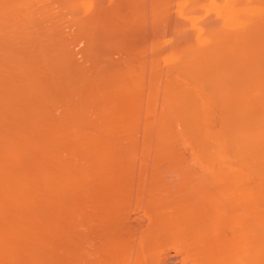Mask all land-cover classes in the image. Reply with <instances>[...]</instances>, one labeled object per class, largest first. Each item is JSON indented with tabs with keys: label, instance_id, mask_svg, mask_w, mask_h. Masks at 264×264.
Wrapping results in <instances>:
<instances>
[{
	"label": "bare ground",
	"instance_id": "6f19581e",
	"mask_svg": "<svg viewBox=\"0 0 264 264\" xmlns=\"http://www.w3.org/2000/svg\"><path fill=\"white\" fill-rule=\"evenodd\" d=\"M41 1L44 0H38V3L33 4L34 0H0V264H65L62 252L63 239L66 228H69L72 223L69 212L76 208L74 201L76 193L83 187L85 170L83 166H89L94 174L96 173L105 180L101 192L111 193L118 189V184L113 179L119 176L120 169L135 160L134 156L117 150L111 145L112 143L107 142H135L134 133L129 136L128 132L132 130V119L139 109H136L137 106H135L134 110L123 104L121 99L125 97L124 92L118 88L116 90L110 88L112 85H116L118 80L109 78L106 71H96V69L89 71L83 65H70L61 60V56L62 59H65L62 53L63 43L57 39L56 33L50 34L44 28L43 31L41 29L40 31L33 26L35 20H33V12L38 13L39 11L37 9L34 11V8L39 5L38 9L41 10L40 7L43 5ZM212 1H214L213 5L217 6L216 1ZM226 1L224 5L222 2L220 3V7H222L221 4L223 5L221 9L224 11H218L219 8L216 11L218 14L224 12L221 16L223 19L225 17V20H229L227 25H231L233 21H230L232 20L230 17L240 7H235L234 4L239 0H236L235 3L230 2L233 0ZM228 1L231 5L233 4L232 7L227 4ZM201 2L195 4L198 6H195L198 11L205 9V4ZM109 5L107 4L105 7L113 10L115 4ZM250 6L247 4L249 10L245 9L252 10ZM106 8L104 9L106 10ZM254 8V12H256L257 7ZM195 12L187 13V19L193 23L198 22L194 16ZM221 16L220 18H222ZM217 21L221 23L222 19ZM253 22L255 21L253 20ZM212 23L210 22L209 25ZM197 24H201V22ZM223 24H226L225 21H222L221 25ZM243 24L241 23V25ZM183 27L188 26L183 25ZM202 27L200 28L202 29ZM221 27L220 29L224 28ZM226 27L221 30V35L218 34L219 37L217 34L212 36L215 37L214 41L217 44L214 43L215 46L212 44L214 41L208 46L196 42L195 45L179 46L169 54V59L171 58L173 63L169 67L170 72L167 73L170 74L169 78L165 77L166 81L164 80V93L160 108L154 103L156 105L147 109L146 112L153 115L158 113L161 118L163 129L157 135L158 142H163L166 147L171 142H187L190 145L193 155L181 153L174 155V158H189L200 163L202 167H209L221 172L224 182L232 187L233 197L231 200L233 202L229 203L228 207H226L227 204L225 206L215 202V197L212 199L215 190L210 192L211 188H208L209 191L208 189V192L205 191V196L202 193L203 200H206L205 204L209 202L207 213H204L206 212L204 211L205 204L202 205L204 207L203 215L208 214L209 218L204 220L208 217L204 216L203 219L201 218L203 220L201 223L198 221L199 215L202 214L201 211L200 214H195L198 220L191 213L190 216L196 221L189 219L190 216L184 214L187 210L182 213H180L182 210L178 211L180 216L185 215L183 217H186V222L193 220L189 223L190 225L187 224L189 229L187 226L186 228L194 232L195 237L191 235L195 238L194 242V238H189L192 239L191 243L197 244L194 248L197 254L200 252L201 257V252H204L206 257L202 256V258H205L204 263L208 264L210 261H212L211 264H264V139H261L264 135V127H262L264 122L260 124L262 128H259V124L255 128L254 124L259 120L254 118L252 120L256 122L251 121L250 123L254 127L253 129L246 126V123L243 126L241 118L242 121L244 120L243 122H247V116L246 120L242 116L245 113L249 114L244 109L248 105L247 108L250 107L246 101L247 99L250 101V99L247 97L245 100L243 99L245 96H242L240 101H246L245 104L239 102L240 96L237 98H231L232 95L225 97L227 92H224V86L225 90L229 88L228 84L231 85L230 87L233 84V90L236 84L238 86V75L237 79H233L232 76L236 75L234 72H237L238 64L241 62L240 60L238 63L235 62L238 58L233 59L235 54L238 57L237 53L240 49L237 50V53L235 50L232 55L229 54L230 46L228 54L233 58L228 56L229 60L227 61L228 54L225 52L227 53L228 49L226 50V47L223 46H227V44L221 41H230L228 45L234 44L233 47H235L236 44L235 48L238 49L237 41L240 31L237 32L238 27L237 29H227L225 32ZM213 28L215 29V27ZM232 31L238 39L235 42L231 41L235 37L230 35ZM213 33L215 32L211 34ZM193 37L191 38L194 39ZM212 37L211 39H213ZM247 49H249L248 46ZM222 58H224L223 61ZM261 58H264V55ZM169 59L168 61L171 60ZM230 60L231 62L235 60L234 64L236 66L237 63V70L235 66H232L235 71L232 69ZM223 62L227 63V67ZM222 65H225V69L221 68ZM108 68L107 70L110 69ZM229 68L234 72L232 73ZM226 69L230 72L228 73ZM224 73L225 75H223ZM230 73L232 75H229ZM222 76L225 79H222ZM240 76L242 75L240 74ZM257 87L254 88V90L256 89L255 94L251 93V99L253 100L254 96L258 97L257 95H259L262 99L258 98L264 100V96H262L264 94L260 92L262 94L260 95V90H257ZM251 90L253 91V88ZM246 93L248 94V91ZM150 98L152 101L154 96L151 95ZM119 101H122L123 105L119 104ZM134 104L137 105V103ZM252 106L250 111L254 112L255 108ZM242 107H244V111L241 109ZM255 107L257 106L255 105ZM262 108L259 107L258 110ZM120 131L122 133L125 131L128 134L127 137L132 139L126 137L128 141L119 140L125 139V135L121 138L117 136V132ZM253 131L254 133H252ZM256 132H261V137ZM251 133L254 134L253 136L260 137L261 142L250 138ZM105 134L109 138H106ZM80 144L83 150L81 152L77 150V146ZM82 160L83 162H81ZM127 162L128 164H126ZM202 196L200 199L203 198ZM206 196L208 199H205ZM203 200L201 202L204 203ZM229 211L232 216L235 215L233 222H235L236 228L233 225L235 229L233 231L232 228L233 235L231 238L223 240L222 237L219 238V228L218 230L214 229L216 226L213 225L214 228L211 226L210 229L208 225L214 216H221ZM178 212L175 214L177 215ZM227 214L230 216L229 213ZM180 216L176 220H182L183 218ZM147 225L149 226V224ZM126 226L128 225H125V228ZM205 227L208 229L206 230ZM151 231L152 229L149 232ZM183 231L179 233V236ZM207 231L213 233L209 234L210 232ZM189 234L190 232H188ZM159 239L158 241H160ZM187 240L185 239V241ZM179 245L174 244L173 247L177 249ZM185 245L187 247V244ZM192 245L188 246L192 247ZM192 255V252L189 253V256ZM210 258L211 260H209ZM135 259L140 260L138 257ZM115 260L117 259L115 258ZM140 261L142 262V260ZM148 261L150 262V260ZM198 261L203 262L202 260ZM120 264L123 263L120 262Z\"/></svg>",
	"mask_w": 264,
	"mask_h": 264
},
{
	"label": "rangeland",
	"instance_id": "374dc122",
	"mask_svg": "<svg viewBox=\"0 0 264 264\" xmlns=\"http://www.w3.org/2000/svg\"><path fill=\"white\" fill-rule=\"evenodd\" d=\"M202 1L203 2L199 0H44L41 1V3L44 5V2H46V5H44V7L40 4L41 10L38 9L39 5L37 8L34 6V11L35 9L39 10L38 13L33 12V20L35 19L33 23L34 28L37 30L41 29L42 31L43 28L44 30L47 29L48 31H46L50 34L56 33L58 36L57 39L61 40L63 43L62 53L65 58L62 59L61 56L63 62L70 65H83L89 69V71L93 69H96V71H106L109 78L118 80V83L112 85L110 88L112 90L118 88L120 91L122 90L124 92L123 94L125 97L121 99L123 100V104L134 110L135 108L139 109L132 119V124L135 129L132 126V130L128 132L129 136L132 133L136 135L135 137L133 134L135 142H107L110 144L112 143L111 145L117 150L135 157V160L126 167L121 168L119 176L113 179L118 184V189L111 193L101 192V187L105 183V180L100 178L96 173L94 174L89 166H83L85 169L83 187L76 193V198L74 199L76 208L69 212L72 223L69 228H66L65 238L63 239L62 252L65 264H120V262L123 264H208L204 263L205 258H202V256L206 254L201 252L200 257V252L197 254V251L194 250L195 245L197 246L196 243L193 244L195 240L194 232H192V230H187V228L189 229V223L195 220L193 217L195 216L194 218H197L195 214H200L202 212L198 217L200 219H196L199 223L203 222L201 218L203 219L204 216H208V214L203 215L209 203L205 204L206 200H203L205 191H207L208 188H211L210 192L215 190L212 196V199L215 197V202L225 206L227 204L226 207H228L229 203L233 202L231 200L233 197L232 187L224 182L223 173L214 169L212 170L209 167H202L200 163L192 161L189 158H174V155L181 153L184 155H193L190 145H188L187 142H171L170 145L166 147L163 142H158L157 135L161 133L163 129L161 118H159L158 113H156L157 115H153L146 112V110L150 107L152 108L156 104L157 107L160 108L159 106L161 105V99L164 93V80L166 81V79L169 78L170 74L168 75L167 73L170 72L169 67L173 63L172 59H169V54L172 53V51L174 52V49L176 50L179 46L195 45L196 42L201 45L207 44L206 46H208L215 40V37L212 36L214 34V36H216V34L217 36L218 34L221 35V30L225 29L226 26L225 32L227 29L231 30L239 27L237 31H240V36L238 35L239 40L236 38V35H234L233 31L232 34H230L233 35V37L235 36L234 38L232 37L233 39L230 38L231 41L235 42V40H238V49L235 48L236 44L235 47H233L234 44L231 43V45H228L230 41H221L227 44V46L223 45L224 48L226 47V50L229 46L231 49L230 52L228 49L225 54H228V52L232 54L235 50L237 53V50L240 49L237 53L238 57L235 56L236 54H232L234 58L229 54L226 57L230 56V58L232 57L233 59L238 58V60H234L237 63L239 60L241 61L238 64V70L236 67L237 63L235 66L234 61H229V63L231 62V67L235 66L237 72L239 71L242 76H240L239 73L237 74V72L235 73L233 67L232 69L234 71L229 68L232 73L234 72V74H236L232 76L233 79H237L238 77V86L237 84L234 85L239 88L237 89L234 86L235 88L233 90V84L232 87L228 84L229 88L225 90L226 87L223 85L224 92H227L225 93V97L232 95L231 98H237L240 96L241 98L238 99L239 102H244L240 101L243 98L242 96H245L243 98L245 100L248 97L250 101L248 99L246 101H248L250 107L247 108L248 105L244 110H247L246 112L249 114L243 112L245 113L243 114L245 117L242 116V114L241 116L245 120L251 117V120L247 119V122H243L244 120L242 121L241 118L242 125L245 126L246 123V126L253 129L254 127H252L250 123L251 121L255 123L256 121L252 120L255 118V120H262L261 122L258 121L259 123H253L255 128L258 126L259 128L264 127L262 126L264 125L262 124V122H264V111H261L264 109L262 108L264 107V100H260L259 98L261 97L259 95H257L259 98L254 96L255 98L253 100L251 99V95L255 94L254 91L256 89L254 90V88H256V86H258L257 90H260L259 94H264V91H262L264 90V85H262L264 84L262 83L264 82V78H262L264 77V75H262L264 74V58H261L262 55H264V32H262L264 31V26H262L264 25V22H262L264 21V0H237L238 3H235L236 0L230 1L235 3V7L240 6L239 10L237 9V12H235L237 15L235 13L232 14L233 16L231 15L230 19L232 20L230 21H233V23L231 22V25L229 24L230 26L227 25L229 20L227 21L225 17L223 19L221 16L224 12L218 14L216 11L218 8L220 9L218 11H224L221 8H223L226 0H215L217 6L213 5L214 1L212 0ZM199 2L205 4V9H199V11L195 9L198 7L195 4H199ZM221 2L223 4H221L222 7H220ZM35 3H38V0H34L33 4ZM107 4H115V9L109 10L105 7ZM227 4H230L229 6L231 7L233 6L229 1ZM247 4L249 6L252 4V6L254 5V7H257L256 12H254L255 8L253 7V9L252 6H250L252 10L248 11L249 8ZM206 6L208 7L207 9ZM104 8H106V10ZM245 8H248V10ZM191 12H195L194 16L198 22L193 23L190 19H187V13ZM198 15H203V17ZM220 16L222 18H220ZM235 16L236 18H233ZM214 18H216V20H214ZM219 19L220 21L221 19L225 21L226 24L221 25L222 21L221 23L217 21ZM238 20L240 22H237ZM253 20L255 22H253ZM199 21L201 24H197L200 23ZM208 21L213 23L209 25L210 22ZM235 21L236 23H234ZM217 22L219 26L221 25L224 28L221 26L222 29H220V27L217 28ZM241 23L244 24L241 25ZM183 25H187L188 27H183ZM212 26L215 27V29ZM200 27H202V29ZM187 30L190 31L191 34L194 32L192 34L194 39L191 38L192 36ZM217 30H219V33ZM212 32L215 33L211 34ZM109 34H111V36H109ZM211 37L213 39H211ZM214 43L215 41L212 43L213 46L216 44ZM246 44L249 49H247ZM224 58H222V61ZM168 59L170 61H168ZM228 60L229 57L227 61ZM225 62L223 63L226 64V66L222 65L221 68H224V66L227 67V63ZM255 62L257 63L256 66ZM228 65L230 66V64ZM107 68L109 70H107ZM229 70H227L228 73L230 72ZM223 75H225V73ZM229 75L232 74L230 73ZM225 77L227 78L228 76ZM222 79H225L224 76H222ZM222 82L224 84V81ZM225 83H227V81ZM230 88L232 90H228ZM240 88H243L244 91ZM250 88H253V91ZM228 91L233 92L228 93ZM236 91L238 92L236 93ZM240 91L241 93L243 92V94H241ZM247 91L248 94L246 93ZM151 95L154 96L152 101L150 98ZM134 103H137V105ZM119 104H122V101H119ZM251 105L255 108V114H253V111H250ZM255 105L257 107H255ZM259 107L262 109L258 110ZM243 108L244 107L241 109L243 110ZM145 120H147L148 123H146L147 121ZM118 130L120 129L118 128ZM123 132L124 133L121 131L117 132V136L120 138L125 135V139L119 140L128 141V138L132 139L129 136L127 137L128 134L125 131ZM252 133H254V131ZM252 133L249 137L257 140V142H261V139H264L262 138L264 135H262L261 132H256L260 137L262 135L261 139L258 136H253L254 134ZM105 137L109 138L107 134H105ZM77 150L80 152L83 151L81 144L77 146ZM81 162H83V160ZM126 164H128V162ZM202 193L204 196H202ZM201 196L203 197L202 199H200ZM207 197L208 196H206L205 199ZM209 198L211 200V197ZM202 200L204 203L201 202ZM203 204H205V209L202 207ZM180 210L182 211L180 212ZM175 211H179L180 213L186 211L187 213L185 212L184 214L188 217L193 213V217H189V219L191 218L193 220H188L186 222V217H183L185 215L180 216L179 212L176 215ZM207 212L208 210L204 213ZM227 213L230 214V211ZM227 213L225 212V214L221 216H214L215 219L213 218L212 222L208 225L210 229L213 225L216 226V228L213 227L214 229L218 230L219 228V238L222 237L223 240L231 238L234 233L231 232L232 228L233 231H235L233 227L235 224V222H233L235 217L233 216L235 215L233 214L232 216V214H230L229 216ZM178 216L183 219L176 220L179 219ZM207 218H209V216L204 218V220ZM148 221H150V223H148ZM163 222L164 224H162ZM147 224H149V226ZM187 224L189 225L187 226ZM125 225L128 226L125 228ZM166 225L167 227H165ZM207 227H205L206 230L208 229ZM127 228L130 229V232ZM146 228L149 231L152 229V231H146ZM183 230L190 232V234L188 235V232ZM181 231H183V233H181L183 235L180 234V237L179 233ZM212 233L210 232L209 234ZM184 235H187L188 238ZM191 235L194 237H191ZM189 237L194 238L192 243L190 242L192 239ZM158 238H160V241H158ZM185 239L189 240L185 241ZM181 242H183V247L179 245ZM174 244L179 245L177 249L173 247ZM185 244H187V247ZM188 245H192V247ZM188 250L190 254L191 252L193 253L192 256L197 254L201 259L197 255L193 258L196 257L197 260H202L203 262L195 261L196 258L193 259L192 256H189ZM137 251L139 252L137 253ZM161 253L162 255H160ZM137 257L142 260V262L138 259L137 261L135 259ZM115 258L117 260H115ZM148 260H150V262ZM209 260H211V258ZM212 260H215V258H212ZM207 261L208 259L206 262ZM211 262L212 261H210V264Z\"/></svg>",
	"mask_w": 264,
	"mask_h": 264
}]
</instances>
